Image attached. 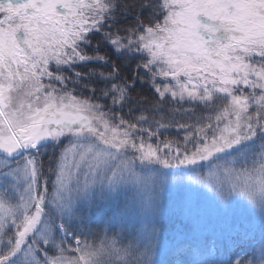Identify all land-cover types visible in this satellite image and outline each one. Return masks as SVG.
Listing matches in <instances>:
<instances>
[{"label":"snow or ice","instance_id":"1","mask_svg":"<svg viewBox=\"0 0 264 264\" xmlns=\"http://www.w3.org/2000/svg\"><path fill=\"white\" fill-rule=\"evenodd\" d=\"M0 264H264V0H0Z\"/></svg>","mask_w":264,"mask_h":264}]
</instances>
